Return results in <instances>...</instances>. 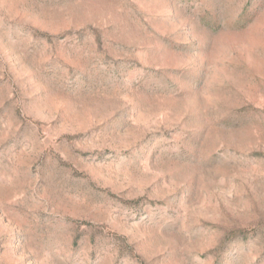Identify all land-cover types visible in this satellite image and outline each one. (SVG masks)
Returning <instances> with one entry per match:
<instances>
[{
  "label": "rangeland",
  "instance_id": "obj_1",
  "mask_svg": "<svg viewBox=\"0 0 264 264\" xmlns=\"http://www.w3.org/2000/svg\"><path fill=\"white\" fill-rule=\"evenodd\" d=\"M0 264H264V0H0Z\"/></svg>",
  "mask_w": 264,
  "mask_h": 264
}]
</instances>
